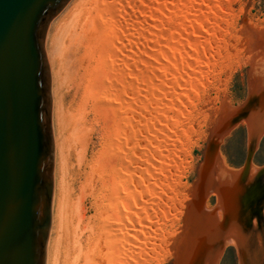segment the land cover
I'll return each mask as SVG.
<instances>
[{
  "label": "rangeland",
  "instance_id": "374dc122",
  "mask_svg": "<svg viewBox=\"0 0 264 264\" xmlns=\"http://www.w3.org/2000/svg\"><path fill=\"white\" fill-rule=\"evenodd\" d=\"M126 1V14L129 20L132 19L134 26L140 27L135 28L141 39L134 34L135 31L128 30L130 26L126 27L123 31L124 44L119 48L120 60L114 64V77L117 74V79L112 77L113 81L106 85L98 80L99 86L95 89L100 88L96 91L100 90L104 95H96L102 96V99L92 93L88 96L90 91H87L89 94L83 105L84 111L82 110L86 114L83 115L85 131L77 136L81 139L83 137V143L77 140L75 144V140L73 141L76 151L82 144L85 146L80 166L75 162V150H68L70 166L67 170V191L71 189L67 194L70 199L65 196V200H69L65 201L68 206L64 204L69 209H64L70 215L65 216V223L62 220V224H59L62 232H58L56 223L54 225L57 179L54 153L51 223L45 264H51L54 256L58 264H66L64 259L68 257L65 258L63 254L66 255L67 245L73 239L70 237L72 234L68 236L72 230L75 232L74 236L82 235L83 240L76 264H169L182 215L188 205L189 190L196 181L197 167L212 124L220 113V104L224 101L229 107L235 108L245 101L249 35L264 30V0H203L197 6V15L187 18L188 30H181L182 32L177 26L179 16L169 17L163 11L165 14L161 12L158 15L159 25L156 29L159 32L151 33L156 34L157 38L149 33L152 31L151 25L149 26L150 11L148 7L147 10L144 9L149 0ZM179 2L174 3L178 5ZM139 9L145 13H139ZM173 22L178 31L173 28ZM48 28L43 42L46 61L44 43ZM172 29L175 36L172 35ZM173 36L180 45L173 42ZM162 37H171L173 48L179 45V51L175 49V52L169 42L166 44H171L169 47H162ZM149 40L157 46H153ZM137 53L142 54L141 59H144L141 65L142 78L136 74ZM152 55L155 62L149 59ZM47 65L50 76L48 61ZM74 79L63 92V105L69 109L77 108L82 103L81 97L85 99L83 96L87 94L86 79L83 78L84 83L83 80L82 83L79 81V86L77 78ZM116 80L118 83L114 82ZM137 85L141 87L140 91ZM106 86L110 87L106 89ZM106 95L108 99L103 97ZM93 97L99 101H94ZM105 111L109 113L105 114ZM108 114L111 117L106 118ZM51 126L54 144L52 97ZM246 139L247 131L243 121L237 122L221 139L216 151L225 170L234 172L242 169L246 157ZM250 165L254 169L264 167V131L251 155ZM81 186L87 187L84 193L80 191ZM79 194L82 196L79 197ZM76 196L80 198V204ZM76 200L75 204L78 203L79 206H76L79 209L75 212L74 207L71 211ZM215 203V194L210 193L204 200V208L211 210ZM83 211L85 219L81 220ZM65 213L63 211L62 216ZM71 224L72 227L77 225L78 230L72 229ZM65 226L69 227L68 232L63 228ZM81 231L83 233L79 234ZM64 233L70 237L69 240ZM59 234L64 236V239L60 236L61 241L58 240ZM57 258L59 259L56 260ZM217 264H237L233 246L223 247Z\"/></svg>",
  "mask_w": 264,
  "mask_h": 264
},
{
  "label": "water",
  "instance_id": "95a60500",
  "mask_svg": "<svg viewBox=\"0 0 264 264\" xmlns=\"http://www.w3.org/2000/svg\"><path fill=\"white\" fill-rule=\"evenodd\" d=\"M70 0H0V264H45L51 223L54 144L43 42ZM246 97L221 102L189 190L169 264H217L231 245L237 264H264V167L250 158L264 131V30L249 35ZM246 126V157L225 170L217 146ZM214 193L213 209L204 200Z\"/></svg>",
  "mask_w": 264,
  "mask_h": 264
},
{
  "label": "bare ground",
  "instance_id": "6f19581e",
  "mask_svg": "<svg viewBox=\"0 0 264 264\" xmlns=\"http://www.w3.org/2000/svg\"><path fill=\"white\" fill-rule=\"evenodd\" d=\"M179 1L180 0H175V1L174 0H149V3L147 2L146 6H145L146 8H144V9L147 10V7H148V9L150 11V14H149L150 15L149 16V18H150L149 23L150 24H149V26L151 25V29H152V31L148 30L150 34L153 33L154 31L159 32L156 29V28H158L157 25H159L158 15H159V13H161V12L164 13L165 11H166L165 13H167L169 15V17L172 15L173 16H175V15L179 16L177 18V26H178L179 31H181V30L183 31L186 28H188V22H187L188 19L187 18L191 15H193V18H194V16L197 15V13H198V10H197L198 7L197 6L199 4H202L203 0H182V2H179ZM124 2L126 3L128 1H126V0H70L67 3V5L58 13V15L52 20V22L48 26L49 28L47 31L46 40H45L44 44H45L46 57H47V61H48L49 67H50V74H51L50 75L51 76L50 91H51V97H52V117H53V123H54V127H55L54 153H55V160H56V166L55 167H56L57 179H56V199H55L54 225L56 223V227L58 228V232L59 231L62 232L61 231L62 227L60 226L62 224L61 221L64 220V223H65V220L67 219L66 217L68 216L67 214H69V213L66 214L65 213L66 210L64 209L68 206V204H65V203L67 201H69L68 199H70V196H68L69 195L68 193L71 189L70 188L69 191H67V187L69 184V181L67 180V176H69L67 173V170H69L68 166H70V165H68L69 151H70V149L75 150V153H74L76 155L75 156V162L79 166L81 164V161H82V158L84 155L83 154L84 153V147H85L84 144H82V145L80 144L81 145L80 149L76 151V146L74 145V143L76 144L77 140L79 142L83 140V137H82V139H81V137L80 138L78 137L79 139H81V140H79L77 138V136L78 135L81 136V132H82V134H84L83 132L85 131V130H83V128H85V127H83V123H84L83 117H85L83 115L85 113L83 114L82 110L84 111L83 105H84V102L87 101L86 97L89 93L90 94L88 96H90L91 93H92V95H96L97 93L98 94L101 93L100 90L98 92L96 91L100 88L95 89L99 86L98 80L105 82V85L108 84L109 81H111V80L113 81V79H111V78L114 77V74L116 73V71H115L116 68H114V64H117L120 60L119 59V52H120L119 48L121 47V44L124 42L123 41V38H124L123 31L126 29V27L128 28V26H130L128 30L131 29V30L135 31L134 34L136 36H138L136 33L137 32L136 28L139 29L140 27H136L137 25L134 26L133 25L134 23L131 21L132 19L129 20V18L126 14L128 8L124 4ZM174 2H176V3L179 2V3H178V5H175L176 3H174ZM142 11H143L142 9H139V13L141 12L144 14L145 12H142ZM149 11H147V12L149 13ZM139 16H140V14H139ZM147 16H148V14H147ZM140 17H142V16H140ZM133 18H135V17H133ZM197 20H198V18H197ZM174 21H175V19H174ZM194 21H195V19H194ZM196 22H198V21H196ZM139 23H141V21H139ZM172 24L174 25V22ZM175 27H176V24L174 25L173 28L177 29V27L176 28ZM174 29H172V30L174 31ZM178 29L175 31H178ZM186 30H188V29H186ZM175 31L174 32L171 31L173 33L172 35H174V36H175ZM157 32H155V33H157ZM171 32H170V35H171ZM134 34H133V36H134ZM151 35L153 36V38H157V37H155L156 34L155 35L151 34ZM158 35L159 34L157 33V36ZM176 35H177V33H176ZM174 36H173V42L175 41L179 44V41L176 40L177 38H174ZM158 40L159 39H157L156 42ZM160 40L162 42V43L160 42L161 43L160 45L162 47L167 46L166 44H168V42H169L172 44V48H173V46H174L173 44L175 43V42L174 43L170 42V41H172L171 37H166V38L162 37ZM149 42H150V40H149ZM149 42H147V43H149ZM139 43H141V42H139ZM150 43L153 44V46L154 45L157 46V44H154L153 42H150ZM135 44H136V42H135ZM179 45H178V47H176L177 45L175 44V47H176L175 49H177V51H179L178 50V48L180 47ZM169 46H167V47H169ZM141 52L142 51H140V53ZM175 52H176V50H175ZM187 53H189L188 50H187ZM139 55H140V57H139ZM141 56H143V55L138 54L136 56L137 58L135 60V63L138 66V68L136 69L137 70L136 74L138 73V75L142 78L143 70H142L141 65H142V62L144 59L142 60ZM186 56H188V55H186ZM153 57H154V55H152L151 58L149 57V59L154 61L155 59H153ZM171 60H172V58H171ZM115 62H117V63H115ZM118 72L119 71L117 70V73ZM115 77L117 79V74ZM74 78H77V80H78L77 83H79V81H81V80H83V83H84V81H85L84 79H86V87H85L86 89L85 90H86L87 94H85V96L82 95L83 97H85V99H82V97H81L82 103H80L81 101H79V103H80V105H78L79 107L77 106V108H75V109L74 108L69 109V108L64 107V105H63V92H64L65 88L68 87L69 83H71V81H73ZM114 82H117V80ZM80 83H82V81ZM80 83L77 85L79 86ZM96 83H97V85H96ZM138 85H137V87H138ZM82 87H84V86H82ZM104 87L105 86H103V88ZM107 87H110V86H106V89H107ZM111 88H113V87H111ZM138 88H139L138 91H140L141 87H138ZM85 90H83L84 93H85ZM87 91L88 92L90 91V92L88 93ZM136 91H137V89H136ZM108 94L110 95V93H108ZM102 95H104V94H102ZM96 96H98V95H96ZM107 96L108 95L103 96V97L108 99ZM100 97L102 99V96H98L99 99H100ZM98 98L95 99V97H93L94 101H97V102L99 101ZM106 99H104V101ZM109 101H110V99H109ZM107 102H108V100H107ZM95 105H97V104H95ZM98 105H100V104L98 103ZM106 109H107V107H106ZM106 113H109V111H105V114ZM107 116H110V115L109 114L106 115V118H108ZM110 119H109V121H110ZM106 121H108V120H105V122ZM116 124H117V122H116ZM116 124H115V129L117 126ZM112 134H113V132H112ZM75 138H77V139H75ZM74 140H75V142L73 143ZM72 143H73V145H72ZM82 143H83V141H82ZM96 170H97V168H96ZM98 170H101V168ZM102 171H104V170H102ZM95 173H93V174H95ZM90 177L91 176H89V178ZM90 179H93V177ZM90 184H93V183L90 182ZM86 186H87V184H86ZM86 186L85 187L83 186L84 188H82V186H81L80 191L83 192L84 190H86V188H87ZM81 194H79V197H81L83 195V194L82 195ZM87 194H85V195H87ZM66 195L68 197V199L66 197L67 201L65 200ZM111 195H112V193H111ZM107 197H108V195H107ZM78 198L76 196V199H78ZM111 198H113V196ZM79 200H80V198L78 199V203L80 202ZM71 202L72 201H70V203ZM75 202H77V200L74 201V203H73L74 205L71 206L72 207L71 211L74 207H76V209L74 208L73 211L76 210L75 212H77V210L79 209L77 206H79V205H77L78 203L75 204ZM64 204L67 206L64 207ZM70 205H72V204H70ZM81 208H80V210H81ZM63 211L65 213L64 216H62ZM84 213L85 212L83 211L82 216L81 215H75L74 213L73 214L75 216H78V217L81 216V220H83V219H85ZM73 214H71V216ZM71 216H69V217H71ZM62 217H63V219H62ZM64 218H66V219H64ZM71 218H69V220ZM77 220H79V218ZM60 222H61V224H60ZM76 222H79V221H76ZM66 223L68 224L67 221H66ZM87 224H88V222H87ZM66 226L63 228H65L67 231V230H69V227L66 228ZM59 227H60V229H59ZM86 227H87V225H86ZM86 227L84 226L85 229H86ZM71 228L72 229L75 228L76 230H78L77 225H75V227H72V224H71ZM82 228H83V225H82ZM63 232H64V230H63ZM73 232L74 231L72 230L71 233L68 234V236H70L72 234L73 237L72 236H70V237H71V239L72 238L73 239H72V241L70 240L71 242L69 241L70 243H69V245H67L68 248H67L66 255L63 254V256L68 257V259L62 258L64 260H66L65 261L66 264H76V261H77L76 258L79 255V252L82 251L81 250V247H82L81 246V240H82L81 236L82 235L74 236ZM66 233H64V235L69 240L70 237H67ZM81 233H83V232L82 231L79 232V234H81ZM60 236L62 237V234H59V238H60ZM57 238H58V235H57ZM62 238L64 239V236ZM66 238H65V240H66ZM58 240L61 241V238ZM82 242H83V240H82ZM55 243L57 244V246L59 245L58 242H55ZM64 244H66V243H64ZM67 244H68V241H67ZM54 246H55L54 248H56V245H54ZM58 247L60 248L61 245ZM56 249H54V253H55ZM62 250H64V249H62ZM57 251H59V249H57ZM58 253H60V252H58ZM103 253H104V251H103ZM54 255H56V253ZM59 256L60 255L58 254V257ZM103 256H105V255H103ZM55 258H56V256H54V259ZM54 259L52 260L51 264H56L58 262V261L56 262ZM58 259L59 258H57L56 260H58ZM49 261H51V260H49ZM63 264H64V262H63Z\"/></svg>",
  "mask_w": 264,
  "mask_h": 264
}]
</instances>
